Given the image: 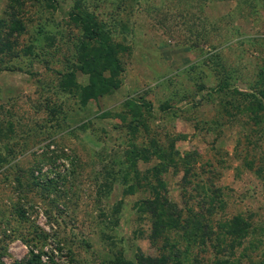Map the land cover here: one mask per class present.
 Wrapping results in <instances>:
<instances>
[{
	"label": "rangeland",
	"instance_id": "obj_1",
	"mask_svg": "<svg viewBox=\"0 0 264 264\" xmlns=\"http://www.w3.org/2000/svg\"><path fill=\"white\" fill-rule=\"evenodd\" d=\"M55 2L0 0V264H264V0ZM82 10L122 68L86 102Z\"/></svg>",
	"mask_w": 264,
	"mask_h": 264
},
{
	"label": "trees",
	"instance_id": "obj_2",
	"mask_svg": "<svg viewBox=\"0 0 264 264\" xmlns=\"http://www.w3.org/2000/svg\"><path fill=\"white\" fill-rule=\"evenodd\" d=\"M43 1L47 2L49 8H57V3L55 0ZM69 17L73 22L79 25L83 35L81 45L78 47L81 60L80 67L78 69L84 74L88 75V83L85 86H80V91L85 97L83 102H86V100L90 98H97L101 95L108 94L118 87L115 79L116 76L114 75V73H118L122 69L119 57L117 55L118 45L110 38V36L107 35L109 33L104 31V26L101 24L98 18H96L97 16L95 17L93 15V13H90L87 10H82L71 12ZM87 44H93L95 47L94 54H91L87 51ZM5 69L6 68H0V70ZM106 71H111V73L106 74ZM70 77H74L73 72L67 74V79ZM218 86H220V84ZM61 87L66 89L67 86ZM160 151L161 149L157 148V153ZM173 154L178 155L179 152L174 150ZM145 203L150 205L148 212L152 215H156L158 208L159 210L164 209L163 215L166 216L167 220L169 221L168 225L171 228L183 230L186 234H192V230H198L202 228V233L206 234V236L210 232H213L207 223L201 225V221L197 219H182L179 208H177L175 204L167 199H165L163 202H159L158 199L145 200L141 201L139 205L142 207V205ZM137 208H139V206H137ZM144 209L145 208L143 207V210ZM156 216L158 217L159 215ZM225 225L230 229L229 231L231 233L245 232L250 229V223L241 218L240 215H234L231 219L227 220ZM29 251L30 258H28L26 264H45V262L42 260V252L36 253L33 249H30ZM136 260L137 264H170L168 256L162 255L160 257H153L145 255L142 252L137 254ZM177 263H179V261ZM19 264L23 263L19 262ZM114 264H129V262L117 259L114 261Z\"/></svg>",
	"mask_w": 264,
	"mask_h": 264
}]
</instances>
